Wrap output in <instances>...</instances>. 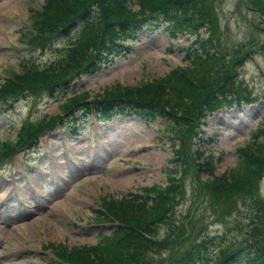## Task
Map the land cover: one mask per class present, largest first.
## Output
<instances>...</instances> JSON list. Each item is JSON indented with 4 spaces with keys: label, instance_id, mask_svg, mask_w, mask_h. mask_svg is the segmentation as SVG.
Returning a JSON list of instances; mask_svg holds the SVG:
<instances>
[{
    "label": "rangeland",
    "instance_id": "rangeland-1",
    "mask_svg": "<svg viewBox=\"0 0 264 264\" xmlns=\"http://www.w3.org/2000/svg\"><path fill=\"white\" fill-rule=\"evenodd\" d=\"M134 2H128L132 9L138 4ZM249 3L252 7L245 0H214L211 6L223 46L245 44L248 49L231 76L240 92L256 100L209 116L199 135L175 125L176 131H168L170 123L164 119L146 124L126 116L111 122L89 116L78 134L69 126L42 132L37 145L17 150L12 163L0 167V264H56L54 252L60 256L94 246L115 227L100 213L103 204L119 200L117 205L122 206L121 199L134 203L143 200L135 196L141 194L140 188L170 183L177 201L172 218L159 222L158 242L170 230L175 240L184 239L180 246L186 247L214 236L220 243L209 252L214 260L221 248L244 245L260 234V226L253 231L250 226L257 213L243 202L245 194L219 200L205 185L208 177L200 173L202 159L195 153L199 149L204 157L213 158L216 176L229 173L238 164V149L251 143L264 119V9L254 8L253 0ZM45 5V0H0V82L21 74L26 63L44 67L66 57V37L50 41L42 50L25 42L34 30L31 14ZM139 32L137 41L124 40V46L131 45L126 52L119 41L112 44L113 51L98 63L97 72L77 78L71 90L87 91L92 99L190 65L184 57L185 47L194 39L190 33L172 39L162 28ZM48 88L42 95L49 98H24L0 111V149L5 142H15L30 120L36 123L62 112L65 98L59 91L52 96V86ZM260 177L255 196L264 201V174ZM218 206L224 211L222 218ZM165 245L164 250L154 247L140 262L160 264L170 258L174 242Z\"/></svg>",
    "mask_w": 264,
    "mask_h": 264
},
{
    "label": "trees",
    "instance_id": "trees-1",
    "mask_svg": "<svg viewBox=\"0 0 264 264\" xmlns=\"http://www.w3.org/2000/svg\"><path fill=\"white\" fill-rule=\"evenodd\" d=\"M132 1L138 2L136 9L128 6L130 0H45L42 11L31 14L35 29L25 41L44 47L50 41L66 37L67 54L64 59L44 67H30L26 63L23 73L12 75L0 85V107L12 105L22 97H49V94H42L51 86L55 88L51 91L52 96L56 91L62 92L64 98L68 93L72 96L66 99L63 114L40 120L36 125H25L21 145L26 146L36 140L41 131L54 128L60 122L64 125L74 122L78 112H83L82 117L94 114L102 120L121 115L134 116L146 123L164 119L170 123V130L176 131L175 126H178L199 135L210 114L239 106L243 101L256 100L255 96L240 92L232 82L234 77L231 75L243 64L241 57L247 55L248 49L245 44L231 49L223 46L216 34L219 26L215 7L211 6L214 0ZM246 3L251 6L249 0ZM253 6L264 9V0H253ZM75 28L78 31L70 39ZM160 28L172 39L184 32L194 36L190 46L184 49L189 66L177 67L141 86L110 89L92 99L87 92H71L70 80L96 73L98 63L113 51L112 44L120 39L137 38L143 29L156 31ZM203 30L206 35L202 34ZM195 153L202 159L198 164L200 173L208 177L205 185L221 201L244 193L243 202L257 213L251 223L252 230L260 226V234L253 236L252 241L247 240L245 245L233 250L222 249L212 264H264V202L255 196V186L264 172V119L251 143L238 149V164L229 173L216 176L213 158L204 157V152L199 149ZM12 154L8 144L0 156ZM174 190L172 183L167 187L146 186L140 188V195H135L143 200L131 203V199H121L122 206L117 205L119 200L108 203L102 215L115 224L112 231L102 235L94 246L63 252L64 255H58L60 261L68 264H142L140 260L154 247L164 248L163 241H157V230L159 222L169 219L172 214L177 201ZM246 193L250 196L246 197ZM171 237L168 234L166 241ZM217 245L215 240L211 244L202 240L181 252L176 247L169 260L161 264H207L211 260L209 251Z\"/></svg>",
    "mask_w": 264,
    "mask_h": 264
},
{
    "label": "water",
    "instance_id": "water-1",
    "mask_svg": "<svg viewBox=\"0 0 264 264\" xmlns=\"http://www.w3.org/2000/svg\"><path fill=\"white\" fill-rule=\"evenodd\" d=\"M219 210L221 211V212H220V217H221V216H222V212H223V211H222V209H219Z\"/></svg>",
    "mask_w": 264,
    "mask_h": 264
}]
</instances>
